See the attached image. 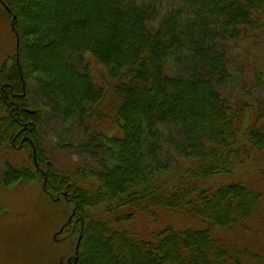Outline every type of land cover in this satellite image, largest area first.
<instances>
[{"label":"trees","instance_id":"1","mask_svg":"<svg viewBox=\"0 0 264 264\" xmlns=\"http://www.w3.org/2000/svg\"><path fill=\"white\" fill-rule=\"evenodd\" d=\"M0 2L17 41L0 68V146L32 153L29 166L6 164L2 181L42 180L46 194L73 205L72 264H264L262 250L243 241H264V171L256 186L208 184L243 159L264 161V97L239 102L222 92L233 78L226 45L264 28V0ZM87 53L113 81L109 112L99 113L112 118L113 136L85 122L107 97L82 66ZM51 116L85 130L84 142L59 148L87 151L96 166L53 167L43 148ZM157 210L205 226H167L147 239L117 229Z\"/></svg>","mask_w":264,"mask_h":264},{"label":"rangeland","instance_id":"2","mask_svg":"<svg viewBox=\"0 0 264 264\" xmlns=\"http://www.w3.org/2000/svg\"><path fill=\"white\" fill-rule=\"evenodd\" d=\"M226 46H228V62L233 70V78L224 88L222 87V92L239 102L254 103L264 97V28H257ZM16 51L17 41L11 27V18L0 2V68L8 59L16 55ZM43 52L47 53L45 49ZM82 66L92 76L93 81L107 91L105 102L96 107L94 115L86 119V125L92 130H104V133L113 136L118 129L112 118H103L99 115V113L107 115L109 112L107 102L113 97L111 89L113 81L109 80L106 69L88 53L83 57ZM256 70L263 73L260 82L253 78L252 71ZM202 76L216 88H220L221 83L214 81L209 72L205 71ZM29 99L36 105L33 85L30 88ZM5 115L6 110L0 104V119ZM86 139L85 130L76 123L64 122L52 117L44 134L43 148L54 168L70 173L76 168L88 169L90 164L96 166V158L89 156L87 151H71L69 148L60 149L59 146L80 144ZM7 147L8 145L0 146V264H72L78 236L76 234L70 236L65 226L73 215V205L64 198L57 200L46 194L42 180L6 185L2 181L6 164L22 167L32 163L31 151L18 149L19 146L15 149ZM257 156L261 155L257 154ZM257 156L252 160L243 159L230 175L214 177L208 184L214 187L231 180L254 182L256 186L262 179L260 172L264 171V161ZM116 226L117 229L147 239L152 233L159 232L167 226L184 230L202 228L205 225L171 211L157 210L155 217L137 212L132 220ZM233 234L239 236L235 238L241 239L243 233L235 231ZM243 241L257 246L264 253V241L261 240L260 235L249 236Z\"/></svg>","mask_w":264,"mask_h":264},{"label":"water","instance_id":"3","mask_svg":"<svg viewBox=\"0 0 264 264\" xmlns=\"http://www.w3.org/2000/svg\"><path fill=\"white\" fill-rule=\"evenodd\" d=\"M6 7V6H5ZM6 9H7V7H6Z\"/></svg>","mask_w":264,"mask_h":264}]
</instances>
